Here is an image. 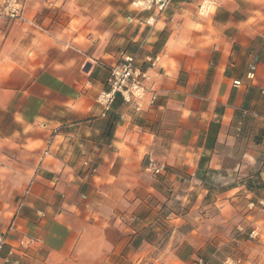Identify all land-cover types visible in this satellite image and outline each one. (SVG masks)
<instances>
[{
  "label": "crops",
  "instance_id": "0c3cea01",
  "mask_svg": "<svg viewBox=\"0 0 264 264\" xmlns=\"http://www.w3.org/2000/svg\"><path fill=\"white\" fill-rule=\"evenodd\" d=\"M200 1L151 25L130 0H25L0 19V264H264L247 237L264 224L247 207L264 199V0ZM126 54L145 98L102 114Z\"/></svg>",
  "mask_w": 264,
  "mask_h": 264
},
{
  "label": "built area",
  "instance_id": "2783aa9c",
  "mask_svg": "<svg viewBox=\"0 0 264 264\" xmlns=\"http://www.w3.org/2000/svg\"><path fill=\"white\" fill-rule=\"evenodd\" d=\"M171 0H130V4L135 11H151L152 13L146 19L147 24L151 25L157 16H159L169 5ZM215 2L212 0H201L198 4V11L201 14H206L210 7H213ZM25 0H0V19L7 20H23ZM151 63L154 60L149 58ZM249 77L252 73L249 72ZM146 72L137 66L135 54H126L121 63L110 66L109 76L107 79L108 88L102 89L96 96V101L101 105L102 114L110 110L117 94L121 95L123 101L132 104L136 110H139L141 103L145 98L147 87L145 80ZM238 84L239 81H234ZM155 95L149 101L154 102ZM153 172L161 170L162 166H157L155 163H150ZM249 210L256 209L264 215V199L257 201L250 200L247 204ZM242 230L239 228V231ZM247 237L250 240L260 241L264 244V224H251ZM7 232H0V250L6 244ZM32 242L31 239L25 238L22 244L28 246ZM16 251V247L11 246L8 254L11 255ZM192 264H204L202 259H196ZM222 264H244V258L240 256H227ZM246 264H259L257 262H247Z\"/></svg>",
  "mask_w": 264,
  "mask_h": 264
},
{
  "label": "trees",
  "instance_id": "16d2710c",
  "mask_svg": "<svg viewBox=\"0 0 264 264\" xmlns=\"http://www.w3.org/2000/svg\"><path fill=\"white\" fill-rule=\"evenodd\" d=\"M117 95H118V94H117ZM117 95H116V96H117ZM115 98H116V97H115Z\"/></svg>",
  "mask_w": 264,
  "mask_h": 264
}]
</instances>
